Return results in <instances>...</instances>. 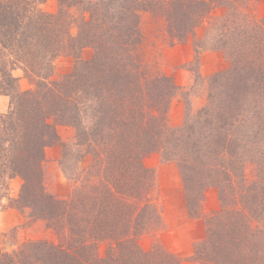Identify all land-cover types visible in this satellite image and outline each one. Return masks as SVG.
Listing matches in <instances>:
<instances>
[{
    "label": "trees",
    "instance_id": "trees-1",
    "mask_svg": "<svg viewBox=\"0 0 264 264\" xmlns=\"http://www.w3.org/2000/svg\"><path fill=\"white\" fill-rule=\"evenodd\" d=\"M43 2L0 0V95L10 98L0 113V201L8 181L21 178L15 201L49 220L65 247L29 240L0 249V264H181L159 241L162 217L144 162L153 152L176 163L188 215L204 223L194 262L264 264V19L250 0H57L55 12ZM216 7L224 15L198 39L213 33L212 43L195 51L219 50L228 67L209 78L205 104L171 127L169 100L179 86L139 56L138 13L162 15L184 40ZM64 54L75 59L72 71L50 80ZM15 69L31 88L19 86ZM56 124L74 127V145L92 157L61 198L46 191L43 170ZM208 187L220 208L206 214ZM145 235L154 236L147 250L139 245Z\"/></svg>",
    "mask_w": 264,
    "mask_h": 264
},
{
    "label": "rangeland",
    "instance_id": "rangeland-1",
    "mask_svg": "<svg viewBox=\"0 0 264 264\" xmlns=\"http://www.w3.org/2000/svg\"><path fill=\"white\" fill-rule=\"evenodd\" d=\"M43 10L55 12L57 0H44L41 4ZM257 18L264 19V0H250ZM82 6L75 11L76 15L83 11ZM225 9L216 7L210 19H206L197 26L193 32L188 33L183 40L182 36H174L169 32L168 23L162 15L154 14L148 10H140L138 13L141 41L138 47L139 56L152 71H162L169 75L179 86L169 100L168 119L171 127H179L188 113H194L206 102L207 82L209 78L228 67L229 59L219 50L220 58L207 59L205 69L208 74L201 72L200 53H196L195 44L204 45L212 43L213 33L203 42L206 28L210 23L224 15ZM86 15V14H85ZM181 37V38H180ZM192 47L191 58L181 61L180 50L183 45ZM210 50V49H209ZM204 51H208L204 50ZM91 49L85 48L81 52L82 58L91 55ZM75 59L71 55H60L53 61V71L50 80H57L72 71ZM214 66L216 67L215 69ZM18 78V84L23 89L32 87L21 69L13 71ZM10 108L8 95H0V113H6ZM49 121H53L50 119ZM57 140L49 143L44 149V184L50 194L59 198L70 193L77 185V181L86 172L85 169L92 164L91 156L85 154L83 148L75 146L76 130L71 125L56 124ZM145 165L152 171L155 187L151 198L158 205L162 221L156 228L159 241L175 253L181 264H196L192 259V251L195 243L201 240L205 234V226L202 220L191 218L185 205L184 188L180 173L175 162L164 160L157 152L148 155ZM250 174V173H249ZM7 197L0 201V249L4 252H12L21 243L29 240H46L54 245H64L62 235L52 229V224L47 219L34 218L28 215L29 209L20 206L15 201L22 189L23 181L19 177H13L8 181ZM220 208V201L215 187H208L205 191L202 210L209 214ZM154 243V236L145 235L140 239L142 249H149ZM108 242L102 241L98 245L101 255H104Z\"/></svg>",
    "mask_w": 264,
    "mask_h": 264
},
{
    "label": "crops",
    "instance_id": "crops-1",
    "mask_svg": "<svg viewBox=\"0 0 264 264\" xmlns=\"http://www.w3.org/2000/svg\"><path fill=\"white\" fill-rule=\"evenodd\" d=\"M178 50H180V57H181V61H187L191 58V52L192 47L189 44H185L183 45L181 48H179ZM210 57H214L216 59L220 58V53L213 51V50H208V51H203L200 53V62H201V72L203 74H208L210 71L205 69V64H207V59H209ZM216 67L214 66L213 69H215Z\"/></svg>",
    "mask_w": 264,
    "mask_h": 264
}]
</instances>
